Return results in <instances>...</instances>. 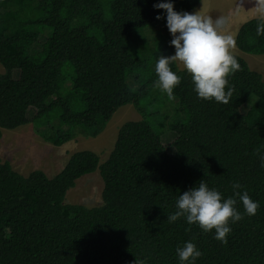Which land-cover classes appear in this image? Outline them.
Masks as SVG:
<instances>
[{
    "label": "trees",
    "instance_id": "1",
    "mask_svg": "<svg viewBox=\"0 0 264 264\" xmlns=\"http://www.w3.org/2000/svg\"><path fill=\"white\" fill-rule=\"evenodd\" d=\"M157 2L0 0V129L32 123L37 134L59 147L76 129L88 137L100 134L122 106H132L142 117L119 128L101 164L91 151L75 152L58 174L47 178L41 171L22 176L0 163V264H179L175 249L185 241L202 252L196 264H264V168L259 159L264 154V81L234 55L240 70L228 77L233 89L229 102L205 101L173 62L170 68L181 83L172 98L183 116L169 124L175 139L173 152H167L159 132L166 117L158 115L159 109L147 112L156 105L152 98L169 99L154 86L157 76L150 65L174 53L163 17L154 18L162 12L153 8ZM172 2L175 11L189 12L201 0ZM256 24L254 18L241 25L236 48L264 55V36L256 35ZM148 25L164 26L154 39L160 46L150 63L126 49L133 33ZM66 62L73 75L69 90L60 95ZM129 81L138 87L133 90ZM78 106L82 109L75 110ZM29 109L35 110L30 118ZM96 171L103 183L101 204H65L76 181ZM201 179L223 197L231 196V185L238 182L259 202L254 216L230 223L226 243L213 238L214 230L204 233L182 218L166 219L178 195ZM236 207L243 214L239 201Z\"/></svg>",
    "mask_w": 264,
    "mask_h": 264
},
{
    "label": "clouds",
    "instance_id": "2",
    "mask_svg": "<svg viewBox=\"0 0 264 264\" xmlns=\"http://www.w3.org/2000/svg\"><path fill=\"white\" fill-rule=\"evenodd\" d=\"M252 5L257 19L256 35L264 36V0H252ZM153 8L162 10L154 18L159 21L163 17L171 36L169 44L174 48L172 55H160L156 60L154 86L171 99L173 89L181 83V76L171 70L170 65L179 62L190 76L197 98L227 104L233 91L228 77L240 70V64L232 52L236 47L235 35L223 31L226 17L213 20L199 11H175L172 0H159ZM259 159L260 167L264 168V154ZM231 187L232 195L223 197L220 191L210 188L201 179L178 195L175 211L167 214L166 219L174 223L182 218L187 225L196 224L204 233L214 230L213 238L226 243L227 234L231 232L230 223L243 219L244 215L254 216L259 207V202L252 200L241 184L233 182ZM238 201L243 214L236 207ZM175 252L179 264H196L202 256L201 250L191 241H185ZM137 264L144 262L137 261Z\"/></svg>",
    "mask_w": 264,
    "mask_h": 264
},
{
    "label": "rangeland",
    "instance_id": "3",
    "mask_svg": "<svg viewBox=\"0 0 264 264\" xmlns=\"http://www.w3.org/2000/svg\"><path fill=\"white\" fill-rule=\"evenodd\" d=\"M209 4L211 5L209 6ZM247 4L252 7V0H211V2L210 0H201L199 5L189 13L200 12L201 10V14L210 15L213 20L220 16L227 19L229 7L230 11L240 10V7H243V11L240 12L243 16L239 19V22H242L246 19L250 20V17L254 16ZM163 30L164 26L157 25H148L137 29L126 46L127 51L133 57L148 59V63H150L153 51L160 46V43L154 39L162 34ZM44 40L45 37H40V41ZM239 57L247 63L252 71L259 73L264 81V55H251L240 51ZM174 63L178 70H183L182 65ZM154 67L155 63H152L150 68L154 69ZM2 72L3 69L0 65V74ZM62 74L65 76V81L59 90L60 95H64L71 85L70 79L73 75V68L69 63L66 62L62 65ZM15 77H17V72ZM128 84L133 90L138 87L133 85L131 81ZM152 100L156 101V105L147 108V112L159 109L158 115L166 117L159 132H162L161 142L166 151L172 153L171 142L175 139V134L168 127L178 117L182 118L181 107L176 98L161 100L160 97L158 99L154 97ZM160 101L163 102L161 106ZM254 102L255 99H252L248 105L243 106L240 110L241 113L246 114ZM74 109L80 110L82 107L78 106ZM34 113V109H29L28 117H32ZM141 118L132 106H122L114 113L100 134L95 137H88L76 129L71 140L59 147L53 146L37 134L32 123L14 130L0 129V163L7 162L14 172L22 176H27L33 171H41L47 178H52L58 174L67 163L70 155L75 152L91 151L98 156L101 164L112 151L119 128L126 122L139 121ZM146 118L154 127V120L150 121V116ZM52 123L57 125V120L52 121ZM45 130L46 127L40 129L42 132ZM102 190L103 183L99 172L96 171L77 180L75 186L66 192L64 203L79 204L87 208L97 207L101 204Z\"/></svg>",
    "mask_w": 264,
    "mask_h": 264
},
{
    "label": "crops",
    "instance_id": "4",
    "mask_svg": "<svg viewBox=\"0 0 264 264\" xmlns=\"http://www.w3.org/2000/svg\"><path fill=\"white\" fill-rule=\"evenodd\" d=\"M210 2H211V0H210ZM210 5L211 4H209V6ZM249 5L250 4H247L248 8L251 9L252 11H254L253 6L252 7H249ZM242 11H243V7H240V10H236V11H230V7L228 8L229 17L227 18V22H226V24L224 25V28H223V31L225 33H232L236 37V34H237L239 28L241 27V25L244 24L245 22H247L249 20V19H246V20H244L242 22H239V19L243 16V14L240 13ZM200 13H201V10H200ZM254 18H255L254 16L253 17H250V19H254ZM232 52H233V55L239 56L240 50L235 47L232 50ZM176 63H179V62H176Z\"/></svg>",
    "mask_w": 264,
    "mask_h": 264
}]
</instances>
